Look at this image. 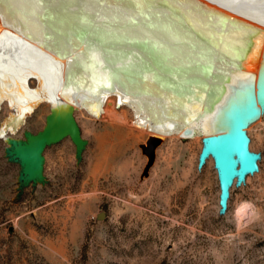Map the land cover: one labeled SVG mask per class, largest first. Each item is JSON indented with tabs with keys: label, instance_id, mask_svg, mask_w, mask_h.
<instances>
[{
	"label": "rangeland",
	"instance_id": "374dc122",
	"mask_svg": "<svg viewBox=\"0 0 264 264\" xmlns=\"http://www.w3.org/2000/svg\"><path fill=\"white\" fill-rule=\"evenodd\" d=\"M103 89L98 113H70L88 142L81 160L66 137L43 152L44 182L24 188L3 136L41 131L52 100L37 101L13 132L4 121L20 110L0 101V264H264V105L245 129L257 168L233 178L222 212L214 158L199 161L205 121L188 138L180 127L164 137L148 167L150 105L121 103L120 79Z\"/></svg>",
	"mask_w": 264,
	"mask_h": 264
},
{
	"label": "bare ground",
	"instance_id": "6f19581e",
	"mask_svg": "<svg viewBox=\"0 0 264 264\" xmlns=\"http://www.w3.org/2000/svg\"><path fill=\"white\" fill-rule=\"evenodd\" d=\"M117 79L121 103L150 105L156 148L199 119L207 138L232 135L228 117L252 109L243 135L264 105V0H0V101L22 112L51 98L64 122L98 113Z\"/></svg>",
	"mask_w": 264,
	"mask_h": 264
},
{
	"label": "water",
	"instance_id": "95a60500",
	"mask_svg": "<svg viewBox=\"0 0 264 264\" xmlns=\"http://www.w3.org/2000/svg\"><path fill=\"white\" fill-rule=\"evenodd\" d=\"M31 78L36 80L35 90H38L39 82L34 76L26 77V87H28V80ZM57 89L58 85L55 86V90ZM37 105H33L29 110L22 112L14 111L13 113H10L4 123L8 119H11L13 124L11 128L8 127L7 129L11 132L15 131L24 123L25 118ZM252 111V109H246L245 112L243 110H236L228 117L229 131L232 135L210 136L204 139L205 143L199 161L200 163H203L208 155H212L214 158L219 175L220 206L222 212L226 209L228 189L233 178L237 176L239 180H242L246 174L252 173L257 168L256 161L259 156L249 153L247 148L248 139L245 133L238 136L233 135L242 129L244 126V120L251 117ZM4 134H6V130L4 131ZM190 134L191 130L185 129L183 131V138H188ZM66 137H69L74 144L75 157L80 161L88 142L82 138L78 124L72 119V116L64 122L54 121V109L52 107L50 108V113L46 116L45 127L36 134L25 132L24 140L20 141L8 139L3 136L4 140L8 143L6 156L9 160L18 162L21 166V188L29 185L35 186L38 182H44L43 152L46 147L55 145ZM155 148V142L152 138L148 137L146 146H143V149L147 151L149 157L148 167L152 164L154 159ZM235 157L238 159V165ZM102 216L103 214H100L99 218Z\"/></svg>",
	"mask_w": 264,
	"mask_h": 264
}]
</instances>
